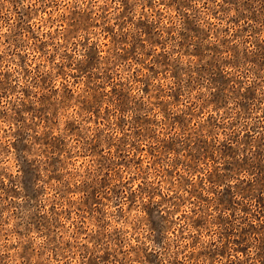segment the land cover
<instances>
[{"label":"rangeland","instance_id":"1","mask_svg":"<svg viewBox=\"0 0 264 264\" xmlns=\"http://www.w3.org/2000/svg\"><path fill=\"white\" fill-rule=\"evenodd\" d=\"M0 264H264V0H0Z\"/></svg>","mask_w":264,"mask_h":264}]
</instances>
